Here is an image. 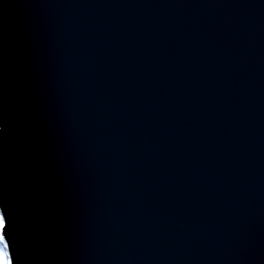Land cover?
I'll return each instance as SVG.
<instances>
[{
  "label": "water",
  "instance_id": "95a60500",
  "mask_svg": "<svg viewBox=\"0 0 264 264\" xmlns=\"http://www.w3.org/2000/svg\"><path fill=\"white\" fill-rule=\"evenodd\" d=\"M12 264H264V0H0Z\"/></svg>",
  "mask_w": 264,
  "mask_h": 264
},
{
  "label": "snow or ice",
  "instance_id": "6c2138e0",
  "mask_svg": "<svg viewBox=\"0 0 264 264\" xmlns=\"http://www.w3.org/2000/svg\"><path fill=\"white\" fill-rule=\"evenodd\" d=\"M0 225H2V228L5 226L3 217H0ZM0 239H2V237H0ZM0 264H12V261L8 258L6 243L4 244V251L0 253Z\"/></svg>",
  "mask_w": 264,
  "mask_h": 264
},
{
  "label": "rangeland",
  "instance_id": "374dc122",
  "mask_svg": "<svg viewBox=\"0 0 264 264\" xmlns=\"http://www.w3.org/2000/svg\"><path fill=\"white\" fill-rule=\"evenodd\" d=\"M0 217H1V215H0ZM0 237H2V239H0V243H2L4 241L3 236H2V225H0ZM4 243H5V241H4ZM3 251H4V245L1 244L0 245V253H2ZM7 254H8V252H7ZM8 258H9V256H8Z\"/></svg>",
  "mask_w": 264,
  "mask_h": 264
},
{
  "label": "trees",
  "instance_id": "16d2710c",
  "mask_svg": "<svg viewBox=\"0 0 264 264\" xmlns=\"http://www.w3.org/2000/svg\"><path fill=\"white\" fill-rule=\"evenodd\" d=\"M0 215H1V212H0ZM1 217H2V215H1ZM1 244H3V245H4V244H5V243H4V241H3L2 243H0V245H1ZM7 252H8V251H7Z\"/></svg>",
  "mask_w": 264,
  "mask_h": 264
}]
</instances>
